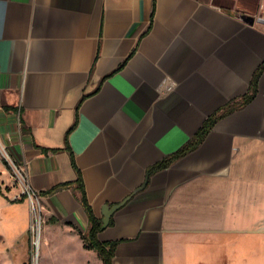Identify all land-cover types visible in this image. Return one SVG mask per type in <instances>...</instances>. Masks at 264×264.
I'll return each mask as SVG.
<instances>
[{
  "label": "crops",
  "instance_id": "0c3cea01",
  "mask_svg": "<svg viewBox=\"0 0 264 264\" xmlns=\"http://www.w3.org/2000/svg\"><path fill=\"white\" fill-rule=\"evenodd\" d=\"M230 4L156 0L152 19V0H0V105L19 118L14 152L43 197L38 264H103L81 239L78 192L55 190L77 170L101 221L132 196L98 234L118 242L113 264H264V71L249 104L150 173L264 65V0ZM1 190L2 231L25 245L29 204Z\"/></svg>",
  "mask_w": 264,
  "mask_h": 264
},
{
  "label": "rangeland",
  "instance_id": "374dc122",
  "mask_svg": "<svg viewBox=\"0 0 264 264\" xmlns=\"http://www.w3.org/2000/svg\"><path fill=\"white\" fill-rule=\"evenodd\" d=\"M223 1L227 5H231L230 0ZM20 132L19 118L14 114L4 113L0 105V183L3 190L8 185L11 189L19 191L16 193L17 197L14 201L20 199L22 182H24L23 178L20 180L22 164L14 152L16 141L20 139ZM1 201L0 198V264H23L24 262H26L25 264H38L41 245L36 248L33 242L40 236L38 234L40 228L43 230L45 226V211L42 213V224L40 225V220L34 221L29 205L28 243L25 245L20 242L10 243L2 230L4 228L3 216L12 211H6Z\"/></svg>",
  "mask_w": 264,
  "mask_h": 264
},
{
  "label": "trees",
  "instance_id": "16d2710c",
  "mask_svg": "<svg viewBox=\"0 0 264 264\" xmlns=\"http://www.w3.org/2000/svg\"><path fill=\"white\" fill-rule=\"evenodd\" d=\"M152 1H153V9H152L151 18L153 19L156 0H152ZM263 71H264V65L254 75V78L251 83L250 91L245 97H243L242 99L238 101L232 102L223 110L209 117L206 120V122L203 124L199 132L196 134V136L186 146H184L176 154L166 158L164 161L154 166L151 169L150 173L167 169L179 159L183 158L184 156L188 155L192 151L196 150L203 143L206 136L210 133V131L214 128V126L221 119L225 118L226 116L232 114L236 110L249 104L257 94L258 81ZM71 158H72V164L73 166H75L72 155H71ZM77 172H78V179L75 182L61 185L55 190L72 189L74 192H78L79 194L78 200L83 206L88 216V220H89L88 233L86 235L81 234V239L84 242V247L88 250H93L94 252H96L99 258L102 260L103 264H113V259L115 256V251H116L118 242L101 243L98 240V234L101 232L103 224H102V221L97 219L96 216L94 215L93 209L87 198L86 189H85L82 176L78 170ZM0 195H2L1 184H0ZM24 200H26V197L22 196L19 200H16L15 202H23ZM111 224H112V221L110 222V225Z\"/></svg>",
  "mask_w": 264,
  "mask_h": 264
},
{
  "label": "built area",
  "instance_id": "2783aa9c",
  "mask_svg": "<svg viewBox=\"0 0 264 264\" xmlns=\"http://www.w3.org/2000/svg\"><path fill=\"white\" fill-rule=\"evenodd\" d=\"M20 173H22L20 180H22V178H23V181H24V182H22L23 186L21 188L22 192H21L20 198L22 196L26 197V200L30 205L31 214L34 217V221L40 220L39 223L41 225L42 224V213L44 211L43 197L41 196L40 193H37L36 191H34L33 188L30 186L28 179L25 176V171L22 167L20 168ZM38 234H40V236H38V238L41 241V235H42L41 228H40V231H38ZM38 238L35 239V241L33 242V245L36 246V248H37L36 242H37Z\"/></svg>",
  "mask_w": 264,
  "mask_h": 264
},
{
  "label": "water",
  "instance_id": "95a60500",
  "mask_svg": "<svg viewBox=\"0 0 264 264\" xmlns=\"http://www.w3.org/2000/svg\"><path fill=\"white\" fill-rule=\"evenodd\" d=\"M237 18L241 19L242 21H244L246 24L249 25H254L255 24V18L254 17H250V16H246V15H236ZM264 21L262 19H259V22ZM150 174H148L149 176ZM148 181V180H147ZM147 181L144 183V185L142 187H140L138 190L135 191V193H138L140 191H142L146 185H147ZM132 196L128 197L125 201H123L122 203L115 205L113 207H109V206H105L103 209V219H102V229H105L106 227H108V225L110 224L111 218L113 216V214L118 211L121 207H123L131 198Z\"/></svg>",
  "mask_w": 264,
  "mask_h": 264
},
{
  "label": "bare ground",
  "instance_id": "6f19581e",
  "mask_svg": "<svg viewBox=\"0 0 264 264\" xmlns=\"http://www.w3.org/2000/svg\"><path fill=\"white\" fill-rule=\"evenodd\" d=\"M37 247L41 245V241L38 239V242H36ZM37 263V261H35Z\"/></svg>",
  "mask_w": 264,
  "mask_h": 264
}]
</instances>
